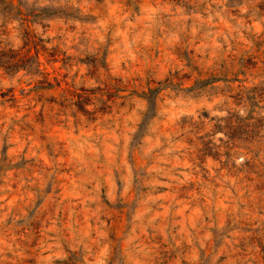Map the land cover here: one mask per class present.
<instances>
[{"label":"rangeland","instance_id":"374dc122","mask_svg":"<svg viewBox=\"0 0 264 264\" xmlns=\"http://www.w3.org/2000/svg\"><path fill=\"white\" fill-rule=\"evenodd\" d=\"M0 264H264V0H0Z\"/></svg>","mask_w":264,"mask_h":264},{"label":"trees","instance_id":"16d2710c","mask_svg":"<svg viewBox=\"0 0 264 264\" xmlns=\"http://www.w3.org/2000/svg\"><path fill=\"white\" fill-rule=\"evenodd\" d=\"M244 90H246V93L245 94H249V97H251L252 95H251V92H253V94H255L254 93V88L253 87H250V86H246V85H244ZM249 102V101H248ZM251 102V101H250Z\"/></svg>","mask_w":264,"mask_h":264}]
</instances>
